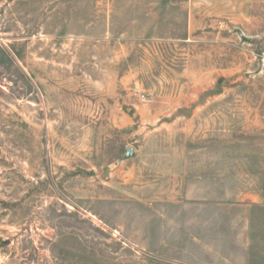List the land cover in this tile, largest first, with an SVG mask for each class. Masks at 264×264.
Wrapping results in <instances>:
<instances>
[{
  "label": "rangeland",
  "instance_id": "374dc122",
  "mask_svg": "<svg viewBox=\"0 0 264 264\" xmlns=\"http://www.w3.org/2000/svg\"><path fill=\"white\" fill-rule=\"evenodd\" d=\"M0 264H264V0H0Z\"/></svg>",
  "mask_w": 264,
  "mask_h": 264
},
{
  "label": "water",
  "instance_id": "95a60500",
  "mask_svg": "<svg viewBox=\"0 0 264 264\" xmlns=\"http://www.w3.org/2000/svg\"><path fill=\"white\" fill-rule=\"evenodd\" d=\"M241 38L244 40V41H247V42H250L252 43L253 42V39L252 38H249V37H245V36H241ZM134 153V149L132 147H126L125 150H124V155L121 156L118 160H117V163L119 164L123 159H126V158H129L133 155Z\"/></svg>",
  "mask_w": 264,
  "mask_h": 264
}]
</instances>
